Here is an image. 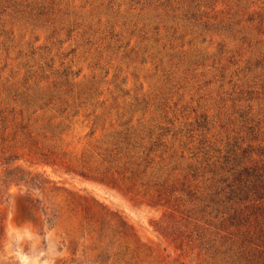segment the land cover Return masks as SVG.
<instances>
[{
  "label": "rangeland",
  "instance_id": "1",
  "mask_svg": "<svg viewBox=\"0 0 264 264\" xmlns=\"http://www.w3.org/2000/svg\"><path fill=\"white\" fill-rule=\"evenodd\" d=\"M0 264H264V0H0Z\"/></svg>",
  "mask_w": 264,
  "mask_h": 264
},
{
  "label": "trees",
  "instance_id": "2",
  "mask_svg": "<svg viewBox=\"0 0 264 264\" xmlns=\"http://www.w3.org/2000/svg\"><path fill=\"white\" fill-rule=\"evenodd\" d=\"M248 175H250V174H248ZM239 178H241L240 177V175H239ZM239 180V179H238ZM242 190V189H241ZM243 191V190H242ZM247 193V192H246ZM247 197V196H246ZM34 201H35V199H33V198H31V197H27L26 198V203H25V210H26V212L29 214V215H32V211L35 209H39V206H37V204L36 203H34ZM37 202H39V200L37 201ZM43 211H44V209L43 208H41ZM121 224H123L124 225V221L123 220H121Z\"/></svg>",
  "mask_w": 264,
  "mask_h": 264
}]
</instances>
